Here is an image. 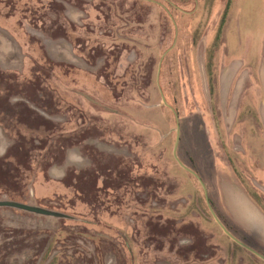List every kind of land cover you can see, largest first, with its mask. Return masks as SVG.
Instances as JSON below:
<instances>
[{
  "label": "rangeland",
  "instance_id": "obj_1",
  "mask_svg": "<svg viewBox=\"0 0 264 264\" xmlns=\"http://www.w3.org/2000/svg\"><path fill=\"white\" fill-rule=\"evenodd\" d=\"M1 202L62 218L0 264H264V0H0Z\"/></svg>",
  "mask_w": 264,
  "mask_h": 264
},
{
  "label": "water",
  "instance_id": "obj_2",
  "mask_svg": "<svg viewBox=\"0 0 264 264\" xmlns=\"http://www.w3.org/2000/svg\"><path fill=\"white\" fill-rule=\"evenodd\" d=\"M4 203H0V206H7V207H11V208H15L18 210H23V211H28L37 215H41V216H49V217H55V218H62V216L60 214L54 213V212H50L48 210H44L42 208H38V207H32V206H26L23 204H18V203H11V202H7L3 205Z\"/></svg>",
  "mask_w": 264,
  "mask_h": 264
},
{
  "label": "clouds",
  "instance_id": "obj_3",
  "mask_svg": "<svg viewBox=\"0 0 264 264\" xmlns=\"http://www.w3.org/2000/svg\"><path fill=\"white\" fill-rule=\"evenodd\" d=\"M69 159H71L73 161H80L81 157H79L78 155L73 153V154H69Z\"/></svg>",
  "mask_w": 264,
  "mask_h": 264
},
{
  "label": "flooded vegetation",
  "instance_id": "obj_4",
  "mask_svg": "<svg viewBox=\"0 0 264 264\" xmlns=\"http://www.w3.org/2000/svg\"><path fill=\"white\" fill-rule=\"evenodd\" d=\"M240 245L242 246V244H240ZM245 248L248 249V251H250V252H251L253 255H255L257 258H260L261 260L264 261V257H263V256L259 255L258 253L254 252L253 250L247 248L246 246H245Z\"/></svg>",
  "mask_w": 264,
  "mask_h": 264
},
{
  "label": "trees",
  "instance_id": "obj_5",
  "mask_svg": "<svg viewBox=\"0 0 264 264\" xmlns=\"http://www.w3.org/2000/svg\"><path fill=\"white\" fill-rule=\"evenodd\" d=\"M225 18H226V12L224 13L223 21L225 20ZM1 203H4V204H5V203H7V202H1ZM4 204H3V205H4ZM0 207H7V206H0ZM10 208H11V207H10ZM14 209H15V208H14Z\"/></svg>",
  "mask_w": 264,
  "mask_h": 264
}]
</instances>
